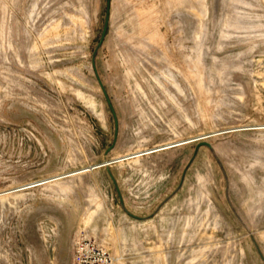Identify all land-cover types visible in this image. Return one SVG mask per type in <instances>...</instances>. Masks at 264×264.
<instances>
[{
    "label": "rangeland",
    "instance_id": "1",
    "mask_svg": "<svg viewBox=\"0 0 264 264\" xmlns=\"http://www.w3.org/2000/svg\"><path fill=\"white\" fill-rule=\"evenodd\" d=\"M107 10L0 0V264H264V0Z\"/></svg>",
    "mask_w": 264,
    "mask_h": 264
},
{
    "label": "built area",
    "instance_id": "2",
    "mask_svg": "<svg viewBox=\"0 0 264 264\" xmlns=\"http://www.w3.org/2000/svg\"><path fill=\"white\" fill-rule=\"evenodd\" d=\"M111 253L92 240L78 242L72 264H112Z\"/></svg>",
    "mask_w": 264,
    "mask_h": 264
},
{
    "label": "water",
    "instance_id": "3",
    "mask_svg": "<svg viewBox=\"0 0 264 264\" xmlns=\"http://www.w3.org/2000/svg\"><path fill=\"white\" fill-rule=\"evenodd\" d=\"M109 18H110V0H108V10H107L106 22H105V27H104L103 35H102V38H101V41H100V44H99V45H101V44L103 43L104 38H105V36H106L107 30H108ZM100 84H101V86H102V88H103V90H104V93H105V95H106V97H107V100H108V102H109V104H110V106H111V108H112V110H113V107H112L111 101H110V99H109V97H108V94H107V92H106V90H105V88H104V85H103V83H102L101 81H100ZM113 112H114V110H113ZM114 115H115V112H114ZM115 116H116V115H115ZM206 144H207V145H210V144H208V143H206Z\"/></svg>",
    "mask_w": 264,
    "mask_h": 264
},
{
    "label": "bare ground",
    "instance_id": "4",
    "mask_svg": "<svg viewBox=\"0 0 264 264\" xmlns=\"http://www.w3.org/2000/svg\"><path fill=\"white\" fill-rule=\"evenodd\" d=\"M167 146V145H166ZM166 149V148H165ZM142 154V153H141ZM24 188V187H23Z\"/></svg>",
    "mask_w": 264,
    "mask_h": 264
}]
</instances>
